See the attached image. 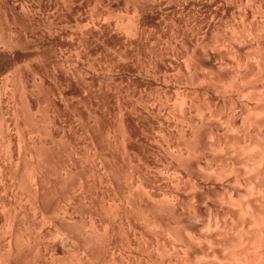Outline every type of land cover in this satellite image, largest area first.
I'll use <instances>...</instances> for the list:
<instances>
[{
    "label": "rangeland",
    "instance_id": "374dc122",
    "mask_svg": "<svg viewBox=\"0 0 264 264\" xmlns=\"http://www.w3.org/2000/svg\"><path fill=\"white\" fill-rule=\"evenodd\" d=\"M133 14H135V18ZM137 21L139 24H137ZM135 25L136 28L138 27V32L129 30V28ZM128 33L131 34L129 35ZM263 51L264 0H0V180L2 179L0 181V259L2 258L0 264H113V261H109L108 256L104 255V253L100 254L97 248H95V244H93L94 236L90 235L94 234L93 228H95L94 231L98 229L101 232H95L99 235L104 231L101 228H105L107 225L108 228L106 227L105 229L108 230L110 228L109 233L113 232L111 239L113 244V241H115V244L117 243L116 245L119 246L117 249H121L125 245L127 246V235L123 233L122 235L125 237L121 240L122 235L121 233L118 234L121 229H117V226L114 225H120V222L116 223L113 219H116L117 216L121 219L127 213L131 216L134 215L130 213L133 211H130L131 207L129 205L131 204L127 205L130 200V197L127 195L132 192L133 188L135 190L132 193L135 194V199L141 195L137 199L144 205V208L139 207L140 203L137 202V199L133 200L134 195L131 193V200L139 203H135L136 207L145 209L146 206L148 209L153 205L152 203L155 205L156 197L154 196L155 192L158 191L157 176L160 173L158 169L161 161L158 152L159 150H163V152L166 150L164 153L169 161L172 160L171 162L173 163L183 165L178 160L179 157L177 158L176 156L178 155V151L175 153V150H178V148L175 146H183L184 148L183 144L186 142L187 136L189 137V144H193L192 147L189 145V150L192 151H189V157L191 154L189 159V211L191 208L197 212H195L197 215L195 217L193 216L194 214L189 212V215H192L191 218L194 219L189 220V227L191 226L189 229V238L191 239H189V251L200 249L199 247L206 242L207 239L201 238L200 230L211 228L209 226L205 227L211 211L212 215L214 213V215L219 216L221 219L224 215V221L227 219L228 222L235 223L236 228L240 227L244 230L245 227L241 225L242 221L245 220L244 217L247 216V212L245 216L244 211V217H242L243 215L240 212L241 205L243 208V203H248L254 197L260 198L264 193L261 192V194L257 191L255 193L249 189V187L255 184H252V181L257 182L259 180L260 184L257 182L259 184L258 187H263L264 190V129L259 123L262 121V118L264 119ZM260 53L262 54L260 55ZM256 54L257 56H255ZM188 56L189 67L186 66V57ZM161 74L165 75L164 78ZM164 81L169 86H165ZM241 89H245L246 94ZM173 99L176 101V104ZM183 99L185 101V104L183 103L184 106L189 104L185 109L189 106L190 110L189 119L184 118L185 120L180 115L181 112L185 111L182 108L183 106H180ZM174 104L175 107H173ZM180 107L182 111L178 109ZM210 110L211 113H209ZM246 111H251V114L254 115V119L250 122L247 120ZM252 111L257 113H253ZM161 114L166 116H159ZM122 115H126L128 119ZM123 117L127 120L128 130L132 132L130 143H128L126 150L124 148L125 139L121 122ZM159 119L161 120L159 121ZM158 121L162 123L163 128ZM164 121L166 122L164 123ZM229 124L231 126L228 129L227 125ZM180 127L184 128L185 132ZM171 133H173V136ZM248 133L254 136L256 142H259H255L257 144L256 149L252 145L248 148L247 145L245 146L243 141H245L246 136L244 137V134ZM185 136L186 138H184ZM168 145H170L169 148L171 150H174L169 151ZM37 150L39 153H37ZM124 150L127 151L126 155ZM250 151H253V155H258L257 160H255L256 170L248 167L245 164L247 162H244ZM25 157L26 159H24ZM196 161L200 162L203 166H199ZM191 162L197 164L192 163V165ZM210 162L213 163L212 166ZM216 163L218 164L216 165ZM207 165L217 168L214 171L209 169L211 167ZM231 166L235 167L232 168ZM220 170H223L225 175L224 172H222L223 175L221 172V175L217 173L220 183L215 187V185L213 186V180L217 177L214 176L215 174L213 175V171L215 173ZM32 171L35 174L39 173L40 177L38 179L40 180L34 182L35 179ZM228 173H231L230 175L233 178ZM238 175L239 180L235 177ZM211 176L215 178H211ZM221 176H226V180ZM137 177L139 178L138 184H136ZM234 179H237L238 182L236 183L237 180L235 181ZM221 180H224V182ZM140 181L142 183L141 186L144 187H139H141L140 190L143 189L141 192L144 194L140 193V191L137 192L139 190L137 185H139ZM199 181H202L201 185L203 184L202 186L204 187L200 188L204 204L196 197H192L191 194L195 189H199ZM126 182L127 187H125ZM221 182L224 184L219 188L222 185ZM195 183H198L197 186ZM131 185L134 187H130ZM260 185L262 186L260 187ZM254 186L253 189H259L257 186L254 188ZM128 188L131 192H129ZM34 189H38V194L35 193ZM146 191L147 193H145ZM34 195L35 197H33ZM116 196H118L119 200H117ZM147 196L149 197L148 199ZM224 197L226 199H221ZM151 199L152 202L150 203ZM131 200L130 202H132ZM119 201L121 202L119 203ZM258 201L260 200L257 199L256 202L258 203ZM238 203L241 205L239 206ZM126 205L127 207L129 206V211L126 210V212L128 211L127 213L124 207ZM122 208L124 209L122 210ZM237 208L238 210H236ZM113 210L116 211V214H113ZM117 211L121 216L117 215ZM239 212L242 216L239 215ZM123 213L125 214L122 215ZM110 215L113 218L109 217ZM234 215L236 217L237 215L240 216L239 219L232 217ZM111 218L115 223L111 221ZM220 218L219 220H221ZM16 219L18 220L15 221ZM141 219L137 221V223H140L137 225L139 228L136 226L138 229L141 228V230L132 228V230L140 232H135L134 236L139 238H136L139 244L133 246L132 252H127L128 246L124 247L126 251L122 249V253L124 252L122 259H116L114 264L159 263L157 261L158 257L162 258L163 256H160L162 244L159 243L160 240L158 241V246L156 244L157 239L161 237V233H158L161 229L159 226L157 229L154 228L156 227L153 226L155 224L148 225L143 217ZM190 221L192 222L190 223ZM91 222L92 227L90 226ZM194 223H198L199 227L197 229L199 228L200 230L196 228L192 229L195 226ZM231 223L228 224L233 226V223L232 225ZM133 224L135 225L136 222ZM7 226L9 227L7 228ZM114 226L119 230L117 231L118 235H115L116 229ZM243 226H246L245 231L249 229L251 231L252 229L247 224H243ZM87 227L91 230L86 229ZM111 227L114 229H111ZM227 229L225 230L227 231ZM230 230L233 231L232 229ZM236 230L233 232H237L240 229ZM226 231L224 233L220 231L219 233H223L224 235ZM231 231H229L230 234H232ZM51 232L52 235L49 234ZM241 232L234 234L238 235ZM86 234L89 235V238L88 235L85 237ZM230 234H227V236L225 234L226 238ZM113 235L118 238L112 237ZM230 237H228V240ZM90 238H92V242ZM124 238L126 241H124ZM226 238L224 239L225 242L222 240L224 242L223 245H225L226 241L229 242ZM26 239L29 240L27 241ZM120 241L126 243H121ZM220 241L221 238H218V242ZM19 242L21 243L19 244ZM74 242L75 244H73ZM89 242H91L90 245ZM221 242L218 244L220 248L223 247ZM236 242H232V244L230 242L226 243L230 245V248L228 247L229 245L225 246L230 251H233L234 248L232 249L231 245L235 243L239 246V243L237 242V244ZM208 243L210 244V241ZM235 244L234 247H236ZM238 248L237 250L240 249ZM15 249L18 250L16 251ZM36 249L37 251L35 252ZM10 250H14V252H10ZM226 250H223V253ZM230 251L229 253L231 254L232 251ZM228 254L226 255L225 252L227 258L230 257V254ZM57 256L59 257L53 258ZM87 258L88 260H86ZM228 262L230 261L226 259V262L223 264H227Z\"/></svg>",
    "mask_w": 264,
    "mask_h": 264
},
{
    "label": "bare ground",
    "instance_id": "6f19581e",
    "mask_svg": "<svg viewBox=\"0 0 264 264\" xmlns=\"http://www.w3.org/2000/svg\"><path fill=\"white\" fill-rule=\"evenodd\" d=\"M247 1V0H246ZM152 2V1H151ZM189 2V1H188ZM252 2V1H251ZM159 4H161V3H159ZM131 5V4H130ZM160 6V5H159ZM175 6V5H174ZM133 7V6H132ZM176 7V6H175ZM134 8V7H133ZM164 8V7H163ZM184 8V7H183ZM182 8V9H183ZM187 8V7H186ZM135 10H137L136 8H135ZM134 10V11H135ZM180 10V9H179ZM214 10H215V8H214ZM183 11V10H182ZM154 12V11H153ZM188 12H189V10H188ZM224 13V12H223ZM162 14V13H161ZM134 15L135 14H133V17H134ZM188 15V14H187ZM239 15V14H238ZM102 16V15H101ZM138 16V15H137ZM162 16V15H161ZM99 17V16H98ZM135 18V17H134ZM133 18V19H134ZM245 18V17H244ZM91 19V18H90ZM95 19V18H94ZM130 19V18H129ZM132 19V20H133ZM131 20V21H132ZM243 20V19H242ZM89 21V20H88ZM92 21H93V19H92ZM103 21V20H102ZM128 21V20H127ZM159 21V20H158ZM212 21V20H211ZM95 22V21H94ZM94 22H92V23H94ZM169 22V21H168ZM243 22V21H242ZM131 23V22H130ZM133 23V22H132ZM161 23V22H160ZM159 23V24H160ZM137 24H139L138 23V21H137ZM244 24V23H243ZM94 25V24H93ZM130 25V24H129ZM128 25V26H129ZM132 25V24H131ZM259 25V24H258ZM101 26V25H100ZM108 26V25H107ZM171 26V25H170ZM174 26V25H173ZM184 26V25H183ZM209 27V26H208ZM242 27V26H241ZM250 27V26H249ZM101 28V27H100ZM164 28V27H163ZM240 28V27H239ZM87 29V28H86ZM128 29V28H127ZM132 30L133 32H138V27L136 28V25L135 26H132L131 28H129V30ZM80 30V29H79ZM206 30V29H205ZM217 30V29H216ZM252 30V29H251ZM202 31V30H201ZM207 31V30H206ZM235 31V30H234ZM81 32V31H80ZM127 32H129V31H127ZM142 32V31H141ZM145 32V31H144ZM198 32V31H197ZM87 33V32H86ZM174 33V32H173ZM212 33V32H211ZM213 33H214V31H213ZM129 34V33H128ZM131 34V33H130ZM129 34V35H130ZM236 34V33H235ZM252 34V33H251ZM254 34H255V32H254ZM164 35V34H163ZM173 35V34H172ZM228 35V34H227ZM137 36V35H136ZM212 36V35H211ZM99 38V37H98ZM230 38H232V37H230ZM89 39V38H88ZM127 39V38H126ZM135 39V38H134ZM136 39H137V37H136ZM181 39V38H180ZM208 39V38H207ZM217 39V38H216ZM239 39V38H238ZM260 39V38H259ZM165 40H166V38H165ZM168 40V39H167ZM217 40H219V39H217ZM243 40V39H242ZM250 40V39H249ZM262 40V39H261ZM178 42V41H177ZM225 42V41H224ZM146 43V42H145ZM166 43V42H165ZM201 43V42H200ZM170 44V43H169ZM163 45V44H162ZM167 45V44H166ZM15 46H17V45H15ZM204 46V45H203ZM188 47V46H187ZM196 47V46H195ZM225 47V46H224ZM255 47V46H254ZM253 47V48H254ZM193 49V48H192ZM195 49V48H194ZM225 50H226V48H224ZM258 50V49H257ZM161 51V50H160ZM193 51V50H192ZM235 51V50H234ZM247 51V50H246ZM252 51V50H251ZM259 52V51H258ZM262 52V51H261ZM264 52V51H263ZM239 53V52H238ZM249 54V53H248ZM262 53H260V55H261ZM187 56V55H186ZM255 56H257V54L255 55ZM234 57V56H233ZM187 59V61H186V66H188L189 67V56L188 57H186ZM192 58V57H191ZM190 58V59H191ZM239 58V57H238ZM253 58V57H252ZM160 60H161V58H160ZM240 60V59H239ZM249 60V59H248ZM254 60H255V58H254ZM185 61V60H184ZM244 61V60H243ZM256 61V60H255ZM254 61V62H255ZM161 62V61H160ZM251 62V61H250ZM239 63V62H238ZM242 64H244V63H242ZM246 64V63H245ZM248 64V63H247ZM162 65H164V64H162ZM161 65V66H162ZM262 65V64H261ZM171 66H172V64H171ZM170 66V67H171ZM173 67V66H172ZM180 68V67H179ZM187 68V67H186ZM263 68V67H262ZM166 69V68H165ZM168 69V68H167ZM240 69V68H239ZM261 69V68H260ZM179 70V69H178ZM187 70V69H186ZM211 70V69H210ZM227 70V69H226ZM244 70V69H243ZM242 70V71H243ZM254 70V69H253ZM262 70V69H261ZM159 71H161V70H159ZM164 71H166V70H164ZM180 71V70H179ZM246 71V70H245ZM188 72V71H187ZM259 72V71H258ZM258 72H257V74H258ZM194 73V72H193ZM211 73V72H210ZM221 73V72H220ZM79 74V73H78ZM81 74V73H80ZM146 74V73H145ZM156 74V73H155ZM164 74H165V72H164ZM164 74H161V75H163V78H164ZM176 74V73H175ZM235 74V73H234ZM255 74V73H254ZM253 74V76H255ZM141 76V75H140ZM152 76V75H151ZM188 76V75H187ZM235 76V75H234ZM239 76V75H238ZM241 76V75H240ZM74 77V76H73ZM193 77V76H192ZM210 77V76H209ZM81 78V77H80ZM254 78V77H253ZM256 78V77H255ZM170 79V78H169ZM176 79V78H175ZM259 79H260V77H259ZM167 80V79H166ZM173 80V79H172ZM188 80V79H187ZM234 80V79H233ZM253 81H254V79H252ZM136 81V80H135ZM152 81V80H151ZM160 81V80H159ZM247 81V80H246ZM168 82V81H167ZM164 83H165V81H164ZM164 83H163V85H164ZM211 83V82H210ZM254 83V82H253ZM256 83H257V81H256ZM173 84V83H172ZM171 84V85H172ZM175 84V83H174ZM188 84V83H187ZM241 84H242V82H241ZM135 85V84H134ZM177 85V84H176ZM246 85V84H245ZM165 86H169V85H167V83H165ZM211 86V85H210ZM220 86V85H219ZM240 86V85H239ZM252 86V85H251ZM257 86V85H256ZM233 87V86H232ZM241 87V86H240ZM243 87V86H242ZM18 88V87H17ZM17 88H16V90H17ZM157 88V87H156ZM257 88V87H256ZM163 89V88H162ZM168 89V88H167ZM236 89V88H235ZM247 89V88H246ZM248 89H251V88H248ZM254 89V88H253ZM252 89V90H253ZM170 90V89H169ZM233 90V89H232ZM251 90V91H252ZM136 91V90H135ZM161 91V90H160ZM177 91V90H176ZM241 91H243V93H245L246 94V90L245 89H241ZM254 91H255V89H254ZM179 92V91H178ZM177 92V93H178ZM182 92V91H181ZM247 92H248V90H247ZM116 93V92H115ZM174 93H176V92H174ZM183 93V92H182ZM187 93V92H186ZM256 93V92H255ZM21 94V93H20ZM85 94H86V92H85ZM121 94V93H120ZM256 94H258V93H256ZM118 95V94H117ZM163 95H164V93H163ZM177 95V94H176ZM227 95V94H226ZM255 95V94H254ZM170 96V95H169ZM183 96H185V95H183ZM188 96V95H187ZM232 96V95H231ZM234 96V95H233ZM256 96V95H255ZM83 97V96H82ZM142 97V96H141ZM147 97V96H146ZM178 97H179V95H178ZM207 97H208V95H207ZM257 97V96H256ZM263 97V96H262ZM21 98V97H20ZM63 98V97H62ZM67 98V97H66ZM161 98V97H160ZM165 98V97H164ZM175 98V97H174ZM185 98V97H184ZM206 98V97H205ZM255 98V97H254ZM97 99V98H96ZM118 99V98H117ZM177 99V98H176ZM181 99H182V97H181ZM226 99V98H225ZM253 99V98H252ZM156 100H158V99H156ZM166 100V99H165ZM174 100V99H173ZM187 100H189V99H187ZM262 100V99H261ZM264 100V99H263ZM24 101V100H23ZM66 101V100H65ZM119 101V100H118ZM228 101V100H227ZM257 101V100H256ZM255 101V102H256ZM73 102V101H72ZM174 102H175V104H176V101L174 100ZM173 102V103H174ZM179 102V101H178ZM177 102V103H178ZM79 103H80V101H79ZM137 103V102H136ZM166 103H168V102H166ZM185 104V101H184V99H183V101H182V105L180 104V106L182 107V108H184V112H181V114L180 115H182V118L184 119H186V118H188L189 119V106L185 109V107L187 106V105H189V104H186L185 106H184V104ZM187 103V102H186ZM252 103H254V102H252ZM263 103V102H262ZM24 104V103H23ZM132 104H133V102H132ZM175 104H174V106L173 107H175ZM257 104V103H256ZM259 104V103H258ZM138 105V104H137ZM173 105V104H172ZM1 106V105H0ZM118 106V105H117ZM127 106V105H126ZM191 106V105H190ZM30 107V106H29ZM115 107V106H114ZM162 107V106H161ZM164 107V106H163ZM169 107V106H168ZM181 107L180 108H178L179 110H181ZM207 107V106H206ZM226 107V106H225ZM245 107V106H244ZM264 107V106H263ZM133 108V107H132ZM232 108H234V107H232ZM22 109V108H21ZM47 109V108H46ZM174 109V108H173ZM216 109V108H215ZM119 110V109H118ZM124 110V109H123ZM158 110V109H157ZM192 110V109H191ZM208 110V109H207ZM259 110V109H258ZM130 111V110H129ZM160 111V110H159ZM169 111V110H168ZM182 111V110H181ZM200 111V110H199ZM198 111V112H199ZM249 111V110H248ZM248 111H246V116L248 117L247 118V120L250 122L251 120H253L254 119V115H252L251 114V111L250 112H248ZM264 111V110H263ZM262 111V112H263ZM70 112V111H69ZM98 112V111H97ZM120 112V111H119ZM224 112V111H223ZM230 112V111H229ZM253 112V111H252ZM255 112V111H254ZM253 112V113H254ZM259 112V111H258ZM96 113V112H95ZM168 113V112H167ZM183 113V114H182ZM209 113H211V110H210V112ZM244 113V112H243ZM255 113H257V112H255ZM47 114V113H46ZM69 114V113H68ZM123 114V113H122ZM205 114V113H204ZM259 114V113H258ZM263 114H264V112H263ZM18 115V114H17ZM50 115V114H49ZM79 115V114H78ZM91 115V114H90ZM163 114H161V115H159V116H162ZM260 115V114H259ZM43 116V115H42ZM46 116V115H45ZM48 116V115H47ZM68 116V115H67ZM97 116V115H96ZM122 116H124V115H122ZM164 116V115H163ZM166 116V115H165ZM164 116V117H165ZM169 116V115H168ZM171 116V115H170ZM204 116V115H203ZM210 116V115H209ZM2 117V116H1ZM50 117V116H49ZM125 118H127L126 117V115L124 116ZM123 117V119L121 120V122H122V129H123V132H124V139H125V142H124V144H125V146H124V148H125V150H126V148H127V145H128V143H130V136H131V133L132 132H130V130H128V123L126 122L127 120L125 119ZM129 117V116H128ZM174 117V116H173ZM193 117V116H192ZM260 117H261V115H260ZM137 118V117H136ZM161 118V117H160ZM169 118V117H168ZM181 118V117H180ZM206 118V117H205ZM6 119V118H5ZM47 119V118H46ZM49 119V118H48ZM51 119V118H50ZM97 119V118H96ZM120 119V118H119ZM128 119V118H127ZM162 119H164V120H166L165 118H162ZM184 119V120H185ZM210 119V118H209ZM243 119V118H242ZM1 120V119H0ZM3 120V119H2ZM42 120V119H41ZM54 120V119H53ZM79 120V119H78ZM91 120V119H90ZM161 119H159V121H160ZM244 120V119H243ZM246 120V119H245ZM260 120V119H259ZM262 121L261 122H259L260 123V125H261V127L264 129V119L262 118L261 119ZM55 121V120H54ZM158 121V122H159ZM204 121V120H203ZM242 121V120H241ZM248 121H246V122H248ZM2 122V121H1ZM48 122V121H47ZM130 122V121H129ZM166 121H164V123H165ZM186 122V121H185ZM201 122V121H200ZM223 122H224V120H223ZM253 122V121H252ZM257 122H258V119H257ZM256 122V123H257ZM46 123V122H45ZM56 123V122H55ZM160 123V122H159ZM187 123H188V121H187ZM255 123V122H254ZM162 123H160V126L163 128L164 126H162L161 125ZM180 124H182V123H180ZM186 124V123H185ZM194 124V123H193ZM199 124V123H198ZM220 124V123H219ZM1 125V124H0ZM6 125V124H5ZM24 125V124H23ZM48 125V124H47ZM71 125V124H70ZM119 125V124H118ZM138 125V124H137ZM163 125H166V124H163ZM173 125V124H172ZM242 125V124H241ZM253 125H255V124H253ZM259 125V126H260ZM19 126V125H18ZM42 126V125H41ZM158 126V125H157ZM168 126V125H167ZM189 126V125H188ZM223 126V125H222ZM225 126V125H224ZM228 126V129H229V126H231L230 124L229 125H227ZM234 126V125H233ZM237 126V125H236ZM48 127H50V126H48ZM54 127V126H53ZM93 127V126H92ZM99 127V126H98ZM120 127V126H119ZM131 127V126H130ZM239 127V126H238ZM10 128V127H9ZM96 128H97V126H96ZM132 128V127H131ZM160 128V127H159ZM158 128V129H159ZM168 128V127H167ZM171 128V127H170ZM181 129H183V132H185V130H184V128H182V127H180ZM206 128V127H205ZM224 128V127H223ZM232 128V127H231ZM237 128V127H236ZM244 128V127H243ZM2 129H5V128H2ZM35 129V128H34ZM193 129V128H192ZM201 129V128H200ZM27 130V129H26ZM160 130V129H159ZM180 130V129H179ZM188 130V129H187ZM197 130V129H196ZM211 130V129H210ZM233 130V129H232ZM245 130V129H244ZM17 131V130H16ZM49 131V130H48ZM99 131V130H98ZM122 131V130H121ZM164 131V130H163ZM168 131V130H167ZM181 131V130H180ZM191 131V130H190ZM226 131V130H225ZM235 131V130H234ZM239 131V130H238ZM247 131V130H246ZM3 132V131H2ZM68 132V131H67ZM7 133H9V132H7ZM134 133V132H133ZM181 133V132H180ZM234 133V132H233ZM4 134V133H3ZM20 134V133H19ZM63 134V133H62ZM88 134V133H87ZM136 134V133H135ZM172 134V136H173V133H171ZM193 134V133H192ZM27 135V134H26ZM61 135V134H60ZM67 135V134H66ZM132 135H134V134H132ZM159 135V134H158ZM161 135V134H160ZM164 135V134H163ZM182 135H184V134H182ZM181 135V136H182ZM188 135V134H187ZM186 135V136H187ZM247 135H249V133L248 134H244V137L246 136V139H245V141H243L244 143H245V146L247 145V148L250 146V145H252V146H255V149H256V143H259V142H256L255 141V139H254V136H252L251 134L249 135V136H247ZM4 136V135H3ZM52 136V135H51ZM135 136V135H134ZM143 136V135H142ZM179 136V135H178ZM186 136L184 137V138H186ZM194 136V135H193ZM196 136H197V134H196ZM201 136V135H200ZM211 136V135H210ZM217 136V135H216ZM236 137H237V135H235ZM15 137V136H14ZM19 137V136H18ZM21 137V136H20ZM33 137V136H32ZM122 137V136H121ZM139 137V136H138ZM160 137V136H159ZM164 137V136H163ZM213 137V136H212ZM233 137V136H232ZM240 137V136H239ZM60 138H61V136H60ZM59 138V139H60ZM67 138V137H66ZM72 138V137H71ZM123 138V137H122ZM134 138V137H133ZM136 138V137H135ZM157 138V137H156ZM235 138V137H234ZM242 138V137H241ZM33 139V138H32ZM90 139V138H89ZM138 139V138H137ZM207 139V138H206ZM40 140V139H39ZM51 140V139H50ZM76 140V139H75ZM96 140V139H95ZM135 140V139H134ZM163 140V139H162ZM184 140V139H183ZM186 140V142H184V144L183 143H181V144H183L185 147L183 148V146H175L176 148H178V150L176 149L175 150V153H176V151H178L177 153H178V155H176L177 156V158L179 157V159L178 160H180L181 162H182V164L183 165H180V164H177V163H173V162H171V161H169L168 160V158H167V156L165 155V151L163 152V150L161 151V150H159V158H161V161H160V165H159V171H160V173H158L159 175L157 176V182H158V191L157 192H155L156 194H155V196L154 197H156V202H155V205H154V203H152L153 205V207L151 206V207H149L148 209L146 208V206H145V209H141V208H139V207H142V208H144L143 206V204L140 202V201H138V197L139 196H141V195H139V194H136V195H139L136 199H137V202H139L140 203V206L139 207H136L137 205H135V203H137L136 201H134L133 202V200L135 199V194H133L132 192H133V190H135L134 188H133V190H132V192L129 190V188H128V190H129V192H131L132 193V195H134V197H133V200H131L132 198H131V193L129 194V195H127V196H129L130 197V200L134 203H132V202H130V200H129V202H128V204L127 205H129V204H131V205H133V206H131V205H129L131 208V210L130 211H132V212H130L131 214H134L133 216H131L130 214H128L127 212L129 211L128 209V207H127V205L126 206H124L125 207V212H126V210H128L126 213L127 214H125V213H123L122 215H124V216H122L121 217V219H119L120 217L119 216H117V218L116 219H113V220H115L116 221V223H119L120 222V225L119 224H114L115 226H117V229H121L120 231L119 230H117L116 229V227L114 226V228L116 229L115 231H116V234H115V232H114V234L115 235H118V234H120L121 233V235L123 234V233H125V235H127L126 237V239H127V241H126V239L124 238V241H126L127 242V246L125 245V246H122V245H124V244H122L121 246L123 247V248H121V249H117L119 246H117L116 244H115V241H113L114 242V244L112 243V239H111V234L113 233H109L110 232V228L107 230V229H105L106 227H107V225H106V227L105 228H101V229H104V231H102V230H100V231H102V234H96L95 232L97 231L98 233H101V232H99V230L98 229H96V231H94L95 230V228H93V235L92 234H90L91 236H94V241L93 240H91L92 238H90V240H91V242L93 241V244H95L94 246H95V248H97V250L100 252V254L102 253H104V255H106V256H108L109 257V261H113V264L115 263L114 261L116 260V259H122V257H123V253H122V249H124L125 250V248L124 247H127V248H129V249H127V252H132V248H133V246L134 245H136V244H139V242L136 240V238H138L137 236L136 237H134L135 236V232L136 233H138L137 232V230H141V228L140 229H138L139 228V226H137L138 224H140V223H137V221H138V219H140V220H142L141 218L143 217L146 221H147V223H148V225L150 224V226L151 225H153V224H155V225H153V226H156V227H154V228H159L160 227V229H161V231L159 232L158 231V233H161L160 235H161V237H160V239L158 238L157 239V246H158V244L160 243V244H162V247L159 245V247H161L160 249H161V255L160 256H162V258L160 257H158V264H223L224 262H226V259H227V261H230V262H228L227 264H264V190H263V187H261L262 185H260V187L262 188V190H261V188H259L258 186H259V180L257 181V182H253L252 181V184H256V186L259 188L258 190H260V191H258V190H255V189H253V186L255 185H252V187H249V189L252 191V192H255V193H261L263 196L262 197H260V198H256V197H254V195H252V197H254V201L251 199L248 203L247 202H245V203H243V208H242V205L241 204H239V206L241 205V213H242V215H243V213H244V211H245V216H246V212H247V216L246 217H244V215L242 216L241 215V213L239 214V213H237V214H239V215H241L242 217H244L245 218V220L244 221H242L243 223H242V227H245L246 228V226H243V224L245 225V224H247V226H251L252 227V229H251V231H249V230H247L248 231V233H247V231H245V228H244V230H243V228L241 229L239 226H237V227H239V228H236V225H235V223H233V226L235 227H233V226H230V224H228V223H231L230 221L228 222V220H227V222H226V220L224 221V219H223V216H222V219H223V221H221L222 219L219 217V216H216V215H214V213H213V215L211 214L212 213V211H211V213H210V211H209V216L208 215H206V216H208V220L206 221V223L205 224H207L205 227H207V226H209V227H211V228H206L207 230H200L199 228L197 229V227H199L198 226V223H194V228H192V229H197V230H200V234L202 235V237L201 238H204L205 240H206V242L204 241V239H203V241L205 242V243H203V245L202 246H200V245H198V246H200L199 248L200 249H198V250H191V252L189 251V237H190V235H189V229L191 228V226L189 227V220H192L193 218H191V216L189 215L190 213H192V214H194L193 216L195 217V216H197L196 214H195V212H196V210L195 209H191L190 208V211H189V159H190V157H191V154H190V157H189V151L190 152H192L191 150H189V137L187 136V139H185ZM184 140V141H185ZM212 140H213V138H212ZM158 141V140H157ZM165 141V140H164ZM178 141V140H177ZM191 141V140H190ZM196 141V140H195ZM194 141V142H195ZM25 142V141H24ZM42 142V141H41ZM45 142V141H44ZM100 142V141H99ZM103 142V141H102ZM168 142H169V140H168ZM174 142V141H173ZM193 142V143H194ZM226 142V141H225ZM232 142V141H231ZM240 142V141H239ZM256 142V143H255ZM21 143V142H20ZM19 143V144H20ZM29 143V142H28ZM150 143V142H149ZM167 143V142H166ZM165 143V144H166ZM178 143V142H177ZM192 143V142H191ZM254 143H255V145H254ZM35 144H36V142H35ZM34 144V145H35ZM123 144V145H124ZM164 144V143H163ZM173 144V143H172ZM225 144V143H224ZM229 144V143H228ZM233 144L235 145V143H234V141H233ZM262 144V143H261ZM18 145V144H17ZM193 145V144H192ZM192 145H190L191 147H192ZM215 145V144H214ZM219 145V144H218ZM18 146H20V145H18ZM25 146V145H24ZM27 146V145H26ZM33 146V145H32ZM122 146V145H121ZM169 146L170 145H168V149H169V151L171 150L170 148H169ZM173 146V145H172ZM195 146H197V145H195ZM200 146V145H199ZM221 146V145H220ZM228 146V145H227ZM237 146V145H236ZM240 146H241V144H240ZM244 146V148H246ZM259 146V145H258ZM34 147V146H33ZM73 147V146H72ZM95 147V146H94ZM123 147V146H122ZM162 147V146H161ZM198 147V146H197ZM205 147V146H204ZM229 147V146H228ZM232 147V146H231ZM230 147V148H231ZM20 148V147H19ZM40 148V147H39ZM42 148V147H41ZM46 148V147H45ZM106 148V147H105ZM164 148V147H163ZM162 148V149H163ZM223 148H224V145H223ZM233 148V147H232ZM251 148V147H250ZM249 148V149H250ZM24 149V148H23ZM38 149V148H37ZM111 149V148H110ZM122 149V148H121ZM167 149V150H168ZM254 149V148H253ZM259 149V148H258ZM27 150V149H26ZM35 150V149H34ZM41 151H42V149H40ZM124 150V151H125ZM174 150V149H173ZM173 150H171V151H173ZM252 150V149H251ZM20 151H21V148H20ZM225 151V150H224ZM227 151V150H226ZM249 151V150H248ZM247 151V152H248ZM254 151V150H253ZM253 151L251 152H249L250 154L246 157V159H244L245 161L244 162H247V163H245V164H247L248 165V167H251L253 170H256L257 169V167H256V165H255V160H257V158H258V155H253L254 153H253ZM35 152V151H34ZM44 152V151H43ZM111 152V151H110ZM113 152V151H112ZM127 151H125V155L127 154L126 153ZM236 152V151H235ZM257 152V151H256ZM258 152H259V150H258ZM19 153V152H18ZM37 153H39L38 152V150H37ZM48 153V152H47ZM67 153V152H66ZM74 153V152H73ZM172 153V152H171ZM175 153H173V154H175ZM229 153V152H228ZM239 153V152H238ZM242 153V152H241ZM252 153V154H251ZM8 154V153H7ZM21 154V153H20ZM25 154V153H24ZM114 154V153H113ZM11 155V154H10ZM27 155V154H26ZM42 155V154H41ZM225 155V154H224ZM245 155V154H244ZM40 156V155H39ZM68 156V155H67ZM121 156V155H120ZM124 156V155H123ZM129 156V155H128ZM212 156V155H211ZM243 156V155H242ZM20 157V156H19ZM31 157H33V156H31ZM76 157V156H75ZM114 157V156H113ZM125 157V156H124ZM156 157V156H155ZM173 157V156H172ZM101 158V157H100ZM103 158V157H102ZM176 158V159H177ZM24 159H26V157L24 158ZM108 159V158H107ZM116 159H118V158H116ZM228 159V158H227ZM232 159V158H231ZM2 160V159H1ZM22 160H23V158H22ZM33 160V159H32ZM40 160V159H39ZM114 160V159H113ZM135 160V159H134ZM160 160V159H159ZM234 160V159H233ZM240 160V159H239ZM264 160V159H263ZM50 161V160H49ZM88 161V160H87ZM120 161V160H119ZM123 161V160H122ZM129 161H130V159H129ZM177 161V160H176ZM191 161V160H190ZM236 161V160H235ZM24 162V161H23ZM46 162H47V160H46ZM75 162V161H74ZM131 162V161H130ZM178 162V161H177ZM197 163H198V165L199 166H203V165H201V163L200 162H198V161H196ZM227 162V161H226ZM14 163V162H13ZM12 163V164H13ZM41 163V162H40ZM50 163H51V161H50ZM63 163V162H62ZM125 163V162H124ZM127 163V162H126ZM193 162H191V164H192ZM197 163H193V164H197ZM200 163V164H199ZM210 163H212V162H210ZM229 163V162H228ZM241 163V162H240ZM122 164V163H121ZM192 164V165H193ZM218 163H216V165H217ZM236 164V163H235ZM244 164V163H243ZM244 164V165H245ZM17 165V164H16ZM60 165V164H59ZM127 165V164H126ZM191 165V166H192ZM197 165V166H198ZM209 165V164H208ZM207 165V166H208ZM213 165V163L211 164V166ZM226 165V164H225ZM246 165V166H247ZM40 166V165H39ZM38 166V167H39ZM44 166V165H43ZM47 166V165H46ZM53 166V165H52ZM72 166V165H71ZM102 166V165H101ZM132 166V165H131ZM195 166V165H194ZM193 166V168H195ZM196 166V167H197ZM204 166H206V165H204ZM211 166H208V167H211ZM227 166V165H226ZM23 167V166H22ZM65 167V166H64ZM66 167H67V165H66ZM95 167V166H94ZM155 167V166H154ZM207 167V168H208ZM219 167V166H218ZM232 168H234L233 166H231ZM230 167V168H231ZM30 168V167H29ZM40 168V167H39ZM39 168H38V170H39ZM98 168V167H97ZM117 168V167H116ZM137 168V167H136ZM157 168H158V166H157ZM199 168H201V167H199ZM215 168H217V167H214V168H209V169H211V170H214L215 171ZM231 168V169H232ZM250 168V169H251ZM2 169V168H1ZM35 169V168H34ZM114 169V168H113ZM121 169V168H120ZM219 169V168H218ZM221 169V168H220ZM230 169V170H231ZM27 170V169H26ZM28 170H30V169H28ZM32 170V169H31ZM37 170V171H38ZM49 170H50V168H49ZM56 170V169H55ZM69 170V169H68ZM115 170V169H114ZM123 170V169H122ZM139 170V169H138ZM197 170V169H196ZM199 170V169H198ZM245 170V169H244ZM16 171V170H15ZM43 171H45V170H43ZM117 171V170H116ZM129 171H130V169H129ZM194 171V170H193ZM200 171V170H199ZM208 171V170H207ZM214 171H213V175L214 176H216L217 177V175L218 174H220L221 175V173L222 172H224L223 170L221 171H219V172H215L214 173ZM232 171V170H231ZM30 172V171H29ZM33 172V171H32ZM31 172V173H32ZM34 172H35V170H34ZM33 172V176H34V182L36 181V180H40V179H38L40 176H39V173L38 174H35ZM59 172V171H58ZM70 172V171H69ZM68 172V173H69ZM126 172V171H125ZM134 172V171H133ZM137 172V171H136ZM204 172H206V171H204ZM211 172V171H210ZM221 172V173H220ZM227 172V171H226ZM250 172V171H249ZM13 173V172H12ZM17 173H18V171H17ZM37 173V172H36ZM57 173V172H56ZM73 173V172H72ZM110 173H112V171H110ZM128 173V172H127ZM131 173V172H130ZM138 173V172H137ZM201 173H202V171H201ZM209 173V172H208ZM218 173V174H217ZM251 173V172H250ZM250 173H248V174H250ZM1 174V173H0ZM35 174V175H34ZM52 174V173H51ZM103 174V173H102ZM115 174V173H114ZM113 174V175H114ZM142 174V173H141ZM229 174V173H228ZM231 174V173H230ZM229 174V175H230ZM244 174V173H243ZM245 174H246V172H245ZM27 175V174H26ZM32 175V174H31ZM43 175V174H42ZM48 175V174H47ZM62 175V174H61ZM67 175V174H66ZM65 175V176H66ZM123 175V174H122ZM121 175V176H122ZM212 175V174H211ZM222 175H223V173H222ZM224 175H225V172H224ZM5 176V175H4ZM68 176V175H67ZM79 176V175H78ZM101 176V175H100ZM132 177H133V175H131ZM134 176H135V174H134ZM214 176H211V178L212 177H214ZM219 176V175H218ZM231 177H232V175H230ZM234 176V175H233ZM244 176V175H243ZM248 176V175H247ZM23 177V176H22ZM44 177V176H43ZM54 177V176H53ZM52 177V178H53ZM73 177V176H72ZM89 177V176H88ZM93 177V176H92ZM106 177V176H105ZM108 177H109V175H108ZM112 177V176H111ZM124 177V176H123ZM222 177V176H221ZM225 177L226 176H224V177H222L223 179H225ZM237 179L239 178V175L238 176H235ZM254 177V176H253ZM65 178V177H64ZM115 178V177H114ZM138 178V177H137ZM136 178V179H137ZM210 178V179H211ZM215 178V177H214ZM228 179H229V177H227ZM233 178V177H232ZM258 178V177H257ZM24 179V178H23ZM69 179V178H68ZM109 179V178H108ZM127 179V178H126ZM134 179V178H133ZM143 179V178H142ZM209 179V180H210ZM236 179V180H237ZM254 179V178H253ZM261 179V178H260ZM2 180V179H1ZM0 180V181H1ZM5 180V179H4ZM44 180V179H43ZM66 180V179H65ZM72 180V179H71ZM76 180V179H75ZM100 180V179H99ZM107 180V179H106ZM116 180V179H115ZM129 180V179H128ZM226 180V179H225ZM235 180V179H234ZM235 180V181H236ZM239 180V179H238ZM238 180L236 181V183L238 182ZM244 180V179H243ZM246 180V179H245ZM251 180V179H250ZM250 180H248L249 182H250ZM25 181V180H24ZM56 181V180H55ZM63 181V180H62ZM83 181V180H82ZM95 181V180H94ZM101 181V180H100ZM124 181H125V179H124ZM134 181H135V179H134ZM138 181H139V178L137 179V183L136 184H138ZM144 181V180H143ZM219 181V182H218ZM221 181H223L224 182V180H221ZM254 181H255V179H254ZM13 182V181H12ZM33 182V181H32ZM33 182V183H34ZM59 182V181H58ZM72 182V181H71ZM86 182V181H85ZM89 182V181H88ZM98 182V181H97ZM111 182V181H110ZM130 182V181H129ZM129 182H128V184H129ZM131 182H132V180H131ZM136 182V181H135ZM195 182V181H194ZM198 182V181H197ZM202 182V181H201ZM201 182L199 181V184H198V187H199V189H195V191H192L191 192V194H192V197L194 196V197H196L199 201H202V203H203V201L204 200H202L203 199V195H202V192H200L201 191V189L202 188H204L202 185H201ZM205 182V181H204ZM223 182H221L222 183V185L221 186H219V188L220 187H222L223 186ZM229 182V181H228ZM241 182V181H240ZM22 183V182H21ZM31 183V182H30ZM42 183H44V182H42ZM83 183V182H82ZM100 183V182H99ZM140 183H141V181H140ZM139 183V185H137V187H138V189L139 190H137V192L138 191H140V193H142L141 191L143 190H140L141 189V187L143 188L144 186H141L142 185V183L140 184ZM148 183V182H147ZM150 183V182H149ZM220 183V179H218V177L216 178V179H214L213 180V186L215 185V187H217L218 186V184ZM232 183H234V182H232ZM29 184V183H28ZM60 184V183H59ZM65 184V183H64ZM89 184V183H88ZM144 184V183H143ZM196 184V183H195ZM194 184V185H195ZM197 184H196V186H197ZM240 184V183H239ZM32 185V184H31ZM37 185H39V184H37ZM43 185V184H42ZM80 185V184H79ZM90 185V184H89ZM97 185V184H96ZM105 185V184H104ZM127 185V182L125 183V187H127L126 186ZM133 185V184H132ZM130 186V187H134V186ZM135 185V184H134ZM230 185V184H229ZM15 186V185H14ZM20 186V185H19ZM23 186V185H22ZM36 186V185H35ZM41 186V185H40ZM57 186V185H56ZM81 186V185H80ZM101 186V185H100ZM118 186V185H117ZM123 186V185H122ZM139 186H141V187H139ZM212 186V185H211ZM236 186V185H235ZM256 186H254V188L256 187ZM43 187V186H42ZM51 187V186H50ZM77 187V186H76ZM88 187V186H87ZM90 187V186H89ZM103 187V186H102ZM107 187H108V185H107ZM118 187H120V186H118ZM147 187V186H146ZM192 187V186H191ZM244 187V186H243ZM23 188V187H22ZM38 188V187H37ZM79 188V187H78ZM99 188V187H98ZM135 188H136V186H135ZM201 188V189H200ZM212 188V187H211ZM236 188H237V186H236ZM240 188V187H239ZM241 188H242V186H241ZM245 188V187H244ZM252 188V189H251ZM41 189V188H40ZM82 189V188H81ZM86 189V188H85ZM112 189V188H111ZM114 189V188H113ZM112 189V190H113ZM234 189V188H233ZM257 189V188H256ZM22 191H23V189H21ZM35 190V189H34ZM97 190V189H96ZM115 190V189H114ZM147 190V189H146ZM221 190H224V189H221ZM234 190H236V189H234ZM238 190V189H237ZM2 191V190H1ZM16 191H18V190H16ZM21 191V192H22ZM121 191V190H120ZM153 191V190H152ZM204 191V190H203ZM248 191V190H247ZM257 191V192H256ZM82 192V191H81ZM110 192V191H109ZM112 192V191H111ZM127 192V191H126ZM135 192V191H134ZM209 192V191H208ZM233 192V191H232ZM35 193L36 194H38V189H36L35 190ZM115 193V192H114ZM124 193H125V191H124ZM145 193H147V191L145 192ZM152 193V192H151ZM230 193V192H229ZM249 193V192H248ZM40 194H41V192H40ZM48 194V193H47ZM55 194V193H54ZM102 194V193H101ZM121 194V193H120ZM142 194H144V193H142ZM218 194V193H217ZM227 194V193H226ZM261 194H259V195H261ZM82 195V194H81ZM117 195V194H116ZM126 195V194H125ZM148 195V194H147ZM154 195V194H153ZM223 195V194H222ZM249 195H251V194H249ZM37 196V195H36ZM146 196V195H145ZM228 196H229V194H228ZM227 196V197H228ZM5 197V196H4ZM25 197V196H24ZM23 197V198H24ZM33 197H35V195L33 196ZM81 197V196H80ZM90 197V196H89ZM109 197V196H108ZM118 196H116V198H117ZM119 197H121V196H119ZM143 197V196H142ZM208 197V196H207ZM231 197V196H230ZM229 197V198H230ZM242 197V196H241ZM250 197V196H249ZM1 198V197H0ZM22 198V197H21ZM110 198V197H109ZM149 197L147 196V199H148ZM152 198V197H151ZM191 198V197H190ZM215 198V197H214ZM220 198V197H219ZM232 198V197H231ZM237 198V197H236ZM246 198V197H245ZM248 198V197H247ZM97 199V198H96ZM114 199V198H113ZM122 199H123V197H122ZM124 199H125V197H124ZM127 199V198H126ZM135 199V200H136ZM192 199V198H191ZM221 199H226V197H224V198H221ZM220 199V200H221ZM234 200H235V198H233ZM249 199V198H248ZM257 199L258 200H260V201H258V203L256 202L257 201ZM85 200V199H84ZM103 200V199H102ZM111 200V199H110ZM117 200H119L118 198H117ZM154 200V201H155ZM194 200V199H193ZM211 200V199H210ZM215 200V199H214ZM220 200H218L219 202H221ZM230 200H232V199H230ZM15 201V200H14ZM21 201V200H20ZM60 201V200H59ZM68 201V200H67ZM81 201V200H80ZM112 201V200H111ZM208 201V200H207ZM216 201V200H215ZM247 201V200H246ZM26 202H28V201H26ZM71 202H73V201H71ZM121 201H119V203H120ZM145 202V201H144ZM152 202V199H151V201H150V203ZM214 202V201H213ZM233 202H235V201H233ZM239 202V201H238ZM244 202V201H243ZM261 203V205H260V203ZM59 203V202H58ZM86 203V202H85ZM118 203V204H119ZM124 203V202H123ZM139 203H137V204H139ZM146 203V202H145ZM201 203V204H202ZM225 203V202H224ZM237 203V202H236ZM63 204V203H62ZM117 204V205H118ZM141 204H142V206H141ZM204 204V203H203ZM218 204V203H217ZM222 204V203H221ZM234 204V203H233ZM232 204V205H233ZM237 204V205H238ZM259 204V205H258ZM4 205V204H3ZM12 205V204H11ZM43 205H45V204H43ZM48 205V204H47ZM68 205V204H67ZM75 205V204H74ZM105 205V204H104ZM135 205V206H134ZM147 205V204H146ZM200 205V204H199ZM224 205V204H223ZM229 205V204H228ZM230 205H231V203H230ZM236 205V204H235ZM71 206V205H70ZM101 206V205H100ZM122 206V205H121ZM148 206H150V205H148ZM210 206V205H209ZM212 206H213V204H212ZM69 207V206H68ZM113 207V206H112ZM134 207V208H133ZM214 207V206H213ZM217 207H219V206H217ZM222 207V206H221ZM235 207H237V206H235ZM20 208V207H19ZM31 208V207H30ZM41 208V207H40ZM61 208V207H60ZM98 208V207H97ZM115 208V207H114ZM113 208V209H114ZM127 208V209H126ZM133 208V209H132ZM151 208V209H150ZM230 208V207H229ZM234 208V207H233ZM9 209V208H8ZM124 208H122V210H123ZM213 209V208H212ZM239 209H240V207H239ZM243 209V210H242ZM34 210V209H33ZM60 210V209H59ZM63 210V209H62ZM116 210V209H115ZM193 210H195V211H193ZM236 210H238V208L236 209ZM4 211V210H3ZM11 211V210H10ZM55 211H56V209H55ZM120 211V210H119ZM235 211V210H234ZM4 212H6V211H4ZM20 212V211H19ZM69 212V211H68ZM108 212V211H107ZM113 212V214H116V211H112ZM121 212H123V211H121ZM190 212V213H189ZM36 213V212H35ZM48 213H51V212H48ZM63 213V212H62ZM100 213V212H99ZM197 213V212H196ZM3 214V213H2ZM22 214V213H21ZM64 214V213H63ZM68 214V213H67ZM70 214V213H69ZM112 214V213H111ZM113 214H112V216H113ZM119 214V212L117 211V215ZM206 214V213H205ZM249 214V215H248ZM11 215V214H10ZM40 215V214H39ZM49 215H51V214H49ZM106 215V214H105ZM120 215V214H119ZM229 215V214H228ZM21 216V215H20ZM31 216V215H30ZM35 216H36V214H35ZM101 216V215H100ZM104 216V215H103ZM111 215L109 216V217H112ZM115 216V215H114ZM121 216V215H120ZM137 216V217H136ZM25 217V216H24ZM65 217H66V215H65ZM108 217V218H109ZM133 217H134V220H135V218H136V220L134 221L133 220ZM138 217H140V218H138ZM200 217V216H199ZM221 219V220H219V218ZM232 217H235V218H238L239 219V217L240 216H238L237 215V217L234 215V216H232ZM64 218V217H63ZM90 218V217H89ZM113 218V217H112ZM112 218H111V221H112ZM115 218V217H114ZM138 218V219H137ZM191 218V219H190ZM197 218V217H196ZM205 218H207V217H205ZM51 219V218H50ZM143 219V220H144ZM237 219V220H238ZM18 219H16L15 221H17ZM22 220V219H21ZM20 220V221H21ZM100 220V219H99ZM118 220H120V221H118ZM134 222H136V224L134 225L133 223V221ZM139 220V221H140ZM144 220V221H145ZM194 220V219H193ZM195 220H197V219H195ZM243 220V219H242ZM9 221V220H8ZM11 221V220H10ZM13 221V220H12ZM15 221H14V223H15ZM68 221V220H67ZM108 221V220H107ZM118 221V222H117ZM199 221V220H198ZM232 221V220H231ZM234 221V220H233ZM240 221V220H239ZM82 222V221H81ZM106 222V221H105ZM112 222H114V221H112ZM111 222V223H112ZM192 221H190V223H191ZM245 222V223H244ZM12 223V222H11ZM45 223H46V221H45ZM65 223H67V222H65ZM68 223H70V222H68ZM72 223V222H71ZM115 223V222H114ZM232 223H231V225H232ZM13 224V223H12ZM37 224V223H36ZM40 224V223H39ZM102 224V223H101ZM157 224V225H156ZM203 224V223H202ZM238 224V223H237ZM253 226H252V225ZM9 225V224H8ZM83 225V224H82ZM118 225H119V227H118ZM255 225V226H254ZM69 226V225H68ZM72 226V225H71ZM91 227L93 226L92 225V222H91V225H90ZM96 226V225H95ZM110 226V225H109ZM112 227H113V225H111ZM138 228H137V227ZM142 226V225H141ZM159 226V227H158ZM193 226V225H192ZM230 226V227H229ZM9 226H7V228H8ZM21 227V226H20ZM25 227V226H24ZM32 227H34V226H32ZM43 227V226H42ZM90 227V228H91ZM111 227V229H114V228H112ZM136 227V228H135ZM147 227V226H146ZM145 227V228H146ZM12 228V227H11ZM27 228V227H26ZM46 228V227H45ZM52 228V227H51ZM58 228V227H57ZM60 228V227H59ZM66 228V227H65ZM108 228V227H107ZM132 228H134V229H137V230H132ZM153 228V229H154ZM203 228V227H202ZM229 230H228V229ZM22 229V228H21ZM39 229V228H38ZM61 229V228H60ZM63 229V228H62ZM86 229H89L88 227L86 228ZM143 229V228H142ZM209 229V230H208ZM225 229H227V231L225 230ZM230 229H232L233 231L234 230H238V229H240L239 231H237V232H241L240 234H238V235H235V234H237V232H233V231H231ZM48 230V229H47ZM55 230H56V228H55ZM68 230V229H67ZM91 229H89V231H90ZM145 230V229H144ZM197 230H195V231H197ZM226 231L225 232V234H226V236H227V234H230V232L229 231H231L232 232V234H233V236H231L232 234H230V236L232 237H230L229 235H228V237H230L231 238V240H230V238H229V240H228V237L226 238V236H225V234L223 235V233H224V231ZM8 231V230H7ZM6 231V232H7ZM22 231V230H21ZM24 231V230H23ZM27 231V230H26ZM49 231H51V230H49ZM79 231V230H78ZM114 231V230H113ZM117 231H119V233L117 232ZM151 231V230H150ZM192 231V230H191ZM194 231V230H193ZM218 231V232H217ZM223 232L222 234L221 233H219V232ZM246 233H245V232ZM29 232V231H28ZM56 232H58V231H56ZM60 232V231H59ZM87 232V231H86ZM147 232V231H146ZM156 232V231H155ZM5 233V232H4ZM26 233V232H25ZM85 233V232H84ZM90 233H92V232H90ZM118 233V234H117ZM140 233V232H139ZM153 233V232H152ZM235 233V234H234ZM9 234V233H8ZM21 234H23V233H21ZM31 234H32V232H31ZM37 234H38V232H37ZM49 234H51L52 235V232L51 233H49ZM57 234V233H56ZM61 234V233H60ZM73 234V233H72ZM74 234H76V233H74ZM147 234V233H146ZM191 234V233H190ZM218 234V235H217ZM223 235V236H220V235ZM3 235V234H2ZM11 235V234H10ZM51 235H50V237H51ZM55 235V234H54ZM88 234H86L85 235V237L87 236ZM120 235V236H121ZM140 235V234H139ZM159 235V234H158ZM159 235V236H160ZM6 236H7V234H6ZM19 236H20V234H19ZM96 236V237H95ZM152 236H153V234H152ZM192 236V235H191ZM9 237V236H8ZM18 237V236H17ZM50 237H48V238H50ZM59 237H60V235H59ZM71 237V236H70ZM112 237H114V238H116L114 235L112 236ZM123 237H125L124 235H122V239L121 240H123ZM155 237V236H154ZM224 237V238H223ZM11 238V237H10ZM24 238V237H23ZM58 238V237H57ZM82 238H83V236H82ZM88 238H89V235H88ZM118 238V237H117ZM140 238H141V236H140ZM145 238V237H144ZM148 238V237H147ZM162 238V239H161ZM218 238H221V241L222 240H224L225 238H226V240H228L231 244H232V242H235V241H237L238 243H239V246L238 245H236L235 243V246L236 247H234V244L233 245H231V248L233 249V251L231 252L229 249H228V247L230 248V245L229 244H226V243H229V242H227L226 241V243H225V245L226 246H228V247H226L225 245H223L224 244V242H225V240H224V242L222 241H220L221 242V244L223 245V247L222 248H220V246H218V244H220V242H218ZM223 238V239H222ZM17 239V238H16ZM20 239V238H19ZM63 239V238H62ZM139 239V238H138ZM12 240V239H11ZM22 240V239H21ZM27 240V239H26ZM29 240V239H28ZM27 240V241H28ZM39 240V239H38ZM43 240V239H42ZM59 240V239H58ZM83 240V239H82ZM147 240V239H146ZM160 240V241H159ZM179 240V241H178ZM191 240V239H190ZM220 240V239H219ZM235 240V241H234ZM23 241V240H22ZM25 241V240H24ZM34 241V240H33ZM36 241H37V238H36ZM60 241V240H59ZM123 241V242H124ZM158 241H159V243H158ZM193 241V240H192ZM200 241V240H199ZM208 241H210V244L208 243ZM232 241V242H231ZM18 242V241H17ZM17 242H15V243H17ZM53 242V241H52ZM58 242V241H57ZM86 242V241H85ZM91 242H89V245H90V243ZM118 242V241H117ZM121 242V241H120ZM123 242H121V243H123ZM126 242H124V243H126ZM141 242H143V241H141ZM212 242V243H211ZM218 242V243H217ZM236 242V243H237ZM10 243V242H9ZM21 242H19V244H20ZM26 243V242H25ZM29 243V242H28ZM79 243H81V242H79ZM199 243V242H198ZM237 243V244H238ZM19 244H18V246H19ZM33 244V243H32ZM35 244V243H34ZM73 244H75V242L73 243ZM72 244V246H74ZM77 244V243H76ZM82 244H83V242H82ZM142 244V243H141ZM199 244H201V243H199ZM5 245V244H4ZM10 245H11V243H10ZM23 245V244H22ZM37 245V244H36ZM63 245V244H62ZM69 245V244H68ZM88 245V246H89ZM146 245V244H145ZM17 246V247H18ZM31 246V245H30ZM29 246V247H30ZM49 246V245H48ZM87 246V247H88ZM92 246V245H91ZM117 246V247H116ZM226 248H225V247ZM14 247L16 248V246L14 245ZM27 247V246H26ZM60 247V246H59ZM86 247V246H85ZM152 247H154V246H152ZM237 247H239L238 249L239 250H237ZM45 248V247H44ZM66 248V247H65ZM65 248H64V250H65ZM69 248V247H68ZM71 248V247H70ZM76 249H77V247H75ZM89 248V247H88ZM87 248V249H88ZM140 248V247H139ZM138 248V249H139ZM158 248V247H157ZM156 248V249H157ZM224 248V249H223ZM19 249H20V247H19ZM35 249V248H34ZM63 249V248H62ZM67 249V248H66ZM74 249V248H73ZM137 249V250H138ZM141 249V248H140ZM144 249V248H143ZM197 249V248H196ZM221 249H223V250H229L230 252H231V254L229 253V251L227 252V250L226 251H224V253H223V250H221ZM16 251L18 250V249H15ZM23 250V249H22ZM21 250V251H22ZM45 250V249H44ZM56 250V249H55ZM58 250V249H57ZM63 250V251H64ZM68 250V249H67ZM236 250V251H235ZM25 251V250H24ZM34 251V250H33ZM37 251V249L35 250V252ZM51 251H52V249H51ZM72 251V250H71ZM79 251V250H78ZM92 251V250H91ZM126 251V250H125ZM6 252L7 253H9L8 252V250H6ZM10 252H14V250L13 251H11L10 250ZM46 252V251H45ZM50 252V251H49ZM86 252H87V250H86ZM95 252V251H94ZM150 252H152L151 250H150ZM157 252V251H156ZM190 252V253H189ZM225 252H226V255L229 253L230 254V257H226V255H225ZM51 253V252H50ZM64 253V252H63ZM141 253V252H140ZM159 253V252H158ZM3 254V253H2ZM10 254H12V253H10ZM21 254H23V253H21ZM32 254V253H31ZM30 254V255H31ZM35 254V253H34ZM39 254V253H38ZM65 254V253H64ZM64 254H63V256H64ZM68 254V253H67ZM70 254V253H69ZM73 254V253H72ZM71 254V255H72ZM75 254V253H74ZM84 254H85V252H84ZM228 254V255H229ZM33 255V254H32ZM41 255V254H40ZM95 255V254H94ZM2 256V255H1ZM4 256V255H3ZM48 256V255H47ZM68 256V255H67ZM143 256V255H142ZM151 256V255H150ZM232 256V257H231ZM8 257H9V255H8ZM12 257H13V255H12ZM11 257V258H12ZM18 257V256H17ZM34 257V256H33ZM43 257V256H42ZM59 256H57V257H53L54 259L55 258H58ZM70 257V256H69ZM76 257H78V256H76ZM82 257V256H81ZM92 257V256H91ZM135 257V256H134ZM226 257V259H224V261H222L223 260V258H225ZM4 258V257H3ZM100 258V257H99ZM2 259V258H1ZM0 259V260H1ZM24 259V258H23ZM26 259V258H25ZM66 259V258H65ZM64 259V260H65ZM70 259V258H69ZM74 259H76V258H74ZM79 259V258H78ZM81 259V258H80ZM97 259V258H96ZM144 259V258H143ZM149 259V258H148ZM228 259H231V260H228ZM34 260H36V259H34ZM86 260H88V258L86 259ZM155 260V259H154ZM233 260V261H232ZM8 261V260H7ZM15 261V260H14ZM61 261H62V259H61ZM77 261V260H76ZM82 261V260H81ZM80 261V262H81ZM89 261H90V259H89ZM102 261H104V260H102ZM131 261V260H130ZM139 261V260H138ZM232 261V262H231ZM6 262V261H5ZM18 262H20V261H18ZM52 262V261H51ZM68 262V261H67ZM72 262V261H71ZM85 262V261H84ZM100 262V261H99ZM117 262V261H116ZM150 262V261H149ZM152 262V261H151ZM156 262V261H155ZM6 263H8V262H6ZM31 263V262H30ZM36 263V262H35ZM39 263V262H38ZM58 263H59V261H58ZM65 263H66V261H65ZM75 263V262H74ZM78 263V262H77ZM82 263V262H81ZM139 263V262H138ZM145 263V262H144ZM157 263V262H156ZM155 263V264H156ZM5 264V263H4ZM73 264V263H72ZM117 264V263H116ZM129 264V263H128ZM147 264V263H146ZM149 264V263H148ZM154 264V263H153Z\"/></svg>",
    "mask_w": 264,
    "mask_h": 264
}]
</instances>
